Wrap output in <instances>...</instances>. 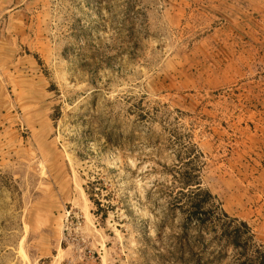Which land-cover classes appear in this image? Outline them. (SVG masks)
Instances as JSON below:
<instances>
[{
    "label": "rangeland",
    "instance_id": "374dc122",
    "mask_svg": "<svg viewBox=\"0 0 264 264\" xmlns=\"http://www.w3.org/2000/svg\"><path fill=\"white\" fill-rule=\"evenodd\" d=\"M189 179L264 251V0H0V264H238Z\"/></svg>",
    "mask_w": 264,
    "mask_h": 264
},
{
    "label": "trees",
    "instance_id": "16d2710c",
    "mask_svg": "<svg viewBox=\"0 0 264 264\" xmlns=\"http://www.w3.org/2000/svg\"><path fill=\"white\" fill-rule=\"evenodd\" d=\"M184 188L191 198L190 218H196L203 231L217 233L227 246L240 250L238 264H264V251L257 247L256 236L246 221L231 217L222 204L213 201L214 195L202 186L199 179L185 181ZM99 211L106 210L96 201ZM107 210L104 216H107ZM239 221V224L236 222Z\"/></svg>",
    "mask_w": 264,
    "mask_h": 264
}]
</instances>
